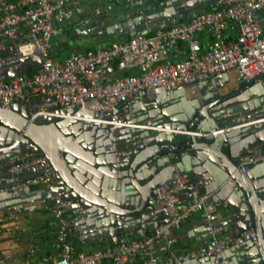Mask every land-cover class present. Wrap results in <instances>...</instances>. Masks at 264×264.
<instances>
[{
  "label": "water",
  "instance_id": "1",
  "mask_svg": "<svg viewBox=\"0 0 264 264\" xmlns=\"http://www.w3.org/2000/svg\"><path fill=\"white\" fill-rule=\"evenodd\" d=\"M145 2L142 14L129 11L123 19L108 22L107 18L96 27L94 23L79 26L76 32L116 36L124 41L147 28H166L218 6L217 0ZM12 41L1 40L10 44L7 54L15 56L0 61V79L31 71L42 61L39 54L16 56L20 53ZM50 51L52 57L59 54L56 43ZM263 80L264 71L248 79L238 73L232 83L229 73L221 72L172 89H142L129 104H118L106 113L86 107L76 112L112 123L33 116L41 101L19 100L9 107L0 106V214H14L0 223V227L9 222L14 225L3 238L16 241L18 246L31 244V233L37 228L31 219L36 211H49L55 193L71 199V207L80 209L72 223L79 239L98 242L105 236L118 243L123 240L120 235L138 229L150 232L159 222L169 220L165 207L159 206L160 187L171 185L177 171L192 182L188 188L175 191L180 200L204 196V210L181 222L184 229L178 235L187 246L180 251L206 243L215 227L231 234L253 228L256 237L255 241L245 240L221 253L188 258L180 264H264V161L246 164L247 171L239 166V156L246 149L264 150ZM65 109L70 114L76 110L71 103ZM29 150L46 155L57 179L50 185L8 189L39 169L10 170L18 161L11 160ZM206 211L216 213L212 227L206 223ZM176 233V229L171 231L172 242ZM6 255L0 254V262Z\"/></svg>",
  "mask_w": 264,
  "mask_h": 264
},
{
  "label": "built area",
  "instance_id": "2",
  "mask_svg": "<svg viewBox=\"0 0 264 264\" xmlns=\"http://www.w3.org/2000/svg\"><path fill=\"white\" fill-rule=\"evenodd\" d=\"M129 8L133 15L144 12L145 0H110ZM218 6L205 9L200 15L177 22L166 28L137 33L126 40L112 41L102 47L73 50L62 60L51 55L52 39L64 32L65 25L83 11L80 0H0V50L6 48L1 40L12 39L16 56L39 54L41 64L30 74L26 72L0 79V106L9 107L13 101L29 98L35 90L41 99L37 114L74 117L85 120H112L100 117L78 116L84 107L106 113L118 104H129L132 96L142 89L162 87L172 89L198 79L235 70L248 79L264 71V0H217ZM233 27V35L227 29ZM205 29L212 34L208 46L198 41V34ZM185 41L187 52L177 59L168 52L178 42ZM8 51V50H7ZM15 55L0 56L6 61ZM108 67L124 71L109 80L102 79ZM259 79V78H258ZM264 81V80H263ZM75 106L70 114L66 104ZM64 109V110H61ZM10 170L18 171L36 166L39 169L30 177L8 187L44 183L50 185L57 179L55 168L47 164V157L34 150L23 152L11 161ZM239 166L247 171L246 164L264 161V150L253 147L239 156ZM172 184L160 187L159 206L165 207L169 220L161 221L148 232L138 229L133 236L118 243L80 251L76 249L72 223L79 208H72V200L55 193L49 205V223L54 228L58 245L56 256L27 259L24 264H180L188 258L221 253L233 244L256 240L253 228L238 234L220 232L221 227L211 228L212 236L204 244L186 251L172 250L173 229L194 212L204 210V196L197 200H180L175 191L192 185L186 174H172ZM68 207L69 210H64ZM14 217L13 213L0 214V223ZM216 213L206 211V223L212 227ZM162 238L161 242H157Z\"/></svg>",
  "mask_w": 264,
  "mask_h": 264
},
{
  "label": "crops",
  "instance_id": "3",
  "mask_svg": "<svg viewBox=\"0 0 264 264\" xmlns=\"http://www.w3.org/2000/svg\"><path fill=\"white\" fill-rule=\"evenodd\" d=\"M80 2L83 7L82 13L84 15L93 14V12L100 9L99 5L97 4V1L95 0H80ZM105 3L111 4V5L115 4V3H112L110 0H105ZM104 8H107V6ZM76 16H74L72 20ZM260 22L264 23V12L260 16ZM226 31L228 34L233 35L235 32V29L233 27H229ZM203 33L204 31L198 34V39L202 36L203 45L208 46L212 39L211 32L208 30V35H209L208 39H205V36L203 37ZM63 40H64V36L62 33L52 39V42H53L52 45L56 43L58 46V50H59L60 43ZM9 47H10V44H7L5 49L8 50ZM5 49H2V50H5ZM186 52H187V44L185 43V47H184L182 42H178L176 47L168 52V57L171 59H177L181 57L183 54H185ZM60 53L61 52L59 50V54ZM68 53L69 52H65L61 54L62 56L60 57H58L59 55L58 54L56 57H54V59L62 60L67 56ZM122 73H123L122 71H118L116 69H111V70L106 69L102 71L101 75H102L103 80H109L118 75H121ZM28 100H32L34 103H39L41 101L39 94L35 90L29 91ZM251 123L253 122L245 123L244 125H248ZM244 125H238V126H244ZM235 127H231V128H235ZM35 214H36V217L31 219V221L34 223V226L37 228L33 230L31 233V239H32L31 244L23 243L22 245L18 246L16 241H12L11 239L10 240L4 239L3 237L6 234H10L13 231L14 225H13V222L2 224V226L0 227V254L7 253L8 255H6V258H4L0 262V264H24L25 260L27 259H39L47 255L52 256V257L56 256L58 252V245L55 240L54 228L49 223V218H50L49 211H46V210H43L42 212L36 211ZM182 229H184V226L180 225L176 229L177 235H173L174 241L172 244V250L175 252H179L182 248H185L187 246L186 240L184 238L179 237L178 235L180 234V231ZM133 235L134 233H127L124 235H120V237L126 238L127 236L131 237ZM72 241L74 245L76 246V249L80 251L94 250V249H97V248H100V247H103V246H106L112 243L105 236L100 237L98 242H89L84 239H79L76 236V232L74 228H73Z\"/></svg>",
  "mask_w": 264,
  "mask_h": 264
},
{
  "label": "flooded vegetation",
  "instance_id": "4",
  "mask_svg": "<svg viewBox=\"0 0 264 264\" xmlns=\"http://www.w3.org/2000/svg\"><path fill=\"white\" fill-rule=\"evenodd\" d=\"M112 7L111 4H107V8L108 7ZM107 8H104V9H99V10H96L95 12H93V14H89V15H84L82 17H79V15H77L72 21H71V24L69 25V29H68V32H63V35L65 36L64 37V40L60 43V46H59V50H65L67 52H70V51H73V50H82L85 48V46L82 45V42L81 41H78V40H73L71 38H74L76 36H79L80 34H78L76 32V29L81 26L82 28H86V27H89L91 25V23H94L93 26L96 27V26H99L102 24L103 20L104 19H107L108 18V22H113L114 20H117L115 19L114 17L111 16L110 12L109 11H106ZM185 14V13H184ZM104 15V16H103ZM118 19H121V18H118ZM97 30H99V27H97ZM90 35V34H88ZM68 36V37H66ZM91 36V35H90ZM94 37H97L94 36ZM68 39V40H67ZM83 43H85L83 41Z\"/></svg>",
  "mask_w": 264,
  "mask_h": 264
},
{
  "label": "rangeland",
  "instance_id": "5",
  "mask_svg": "<svg viewBox=\"0 0 264 264\" xmlns=\"http://www.w3.org/2000/svg\"><path fill=\"white\" fill-rule=\"evenodd\" d=\"M95 1H97V4L99 5L101 10L104 9V7L107 6V4L105 3V0H95ZM106 11H109L111 16L114 17L115 19H118V18L123 19L128 14V10H125L123 8V6L119 5V4L115 8L112 7L111 9H106ZM204 36H205V39L209 38L207 29L204 30L203 37ZM66 37H68V36H66ZM71 39H73L75 41L76 40L81 41L82 45L85 46V47H87V46L102 47V46L106 45V43H108V42L120 40V38L116 37V36H102V37L101 36H97V37H94V36H90L88 34H80L79 36H76V37L71 38ZM198 40H199V42L201 44H203L202 43V41H203L202 40V36ZM83 41L85 43H83ZM180 42H182L184 47H185V43L186 42L185 41H180ZM60 52L61 53L58 55V57L62 56L61 54L65 53L67 51L61 50ZM229 76H230V82L232 83V82L236 81L238 73L235 70H230L229 71Z\"/></svg>",
  "mask_w": 264,
  "mask_h": 264
},
{
  "label": "trees",
  "instance_id": "6",
  "mask_svg": "<svg viewBox=\"0 0 264 264\" xmlns=\"http://www.w3.org/2000/svg\"><path fill=\"white\" fill-rule=\"evenodd\" d=\"M125 10H128V12L130 11L129 10V8H127V7H123ZM206 9H211V7H207ZM71 24V22H69V23H67L66 25H65V29H64V32H68V29H69V25ZM121 40V39H120ZM109 43H111V42H108V43H106V45L107 44H109ZM85 48H94L93 46H87V47H85ZM7 53V50L5 49V50H1L0 51V56H4L5 54ZM115 69V68H114ZM34 69H32L31 71H28V70H26V73L27 74H30L32 71H33ZM123 73H124V71H123Z\"/></svg>",
  "mask_w": 264,
  "mask_h": 264
}]
</instances>
